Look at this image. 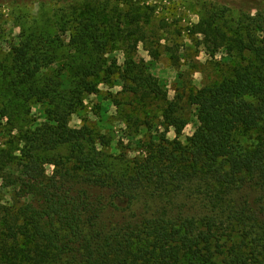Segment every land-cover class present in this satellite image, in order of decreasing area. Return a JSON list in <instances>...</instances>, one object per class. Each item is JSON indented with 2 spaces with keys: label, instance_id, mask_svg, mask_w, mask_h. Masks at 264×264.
<instances>
[{
  "label": "trees",
  "instance_id": "obj_1",
  "mask_svg": "<svg viewBox=\"0 0 264 264\" xmlns=\"http://www.w3.org/2000/svg\"><path fill=\"white\" fill-rule=\"evenodd\" d=\"M138 17L137 42L146 40ZM220 19L210 12L192 29L209 52L238 51L242 61L187 94L199 118L187 142L163 139L145 158L112 157L89 124L69 125L84 96L116 74L124 88L167 98L133 57L123 72L108 60L129 28L122 13L71 11L60 29L68 43L33 32L0 61V129L10 138L0 143V264H264V13L238 28ZM182 100L169 102V126L186 125ZM38 103L41 121L32 116Z\"/></svg>",
  "mask_w": 264,
  "mask_h": 264
},
{
  "label": "rangeland",
  "instance_id": "obj_2",
  "mask_svg": "<svg viewBox=\"0 0 264 264\" xmlns=\"http://www.w3.org/2000/svg\"><path fill=\"white\" fill-rule=\"evenodd\" d=\"M88 5L107 7L115 15L122 13L125 26L129 27L118 31L108 60H116L123 72L127 57H133L167 93L165 98L148 91L133 92L123 87L124 81L116 79V74L109 83H100L99 92L86 94L82 107L70 117L71 127L89 124L96 134L104 136L106 154L129 159L147 157L164 144L163 139L186 143L199 127L198 107L188 100L187 94L217 85L232 75L234 67L242 61L238 51L230 54L224 48L209 52L202 35L195 33L193 26L210 12L221 16L220 24L224 28H238L245 16L257 11L264 13V0H0V61L9 62L13 49L26 42L33 32L60 36L65 45L70 34L62 30L70 24L66 22L71 11ZM136 15H141L138 18L146 32L145 41L137 42L141 35L137 33V23L131 21ZM62 17L64 23H60ZM150 48L155 50L157 58ZM60 52L61 61L70 57L69 48ZM128 82L133 86L132 79ZM69 86L68 82L64 85ZM181 98L177 115L186 125L169 126L163 114L169 102ZM45 107L39 103L32 105L33 118L41 121ZM9 139L0 129V143ZM46 168L49 175L54 174V165ZM2 192L4 202H9L11 188Z\"/></svg>",
  "mask_w": 264,
  "mask_h": 264
}]
</instances>
